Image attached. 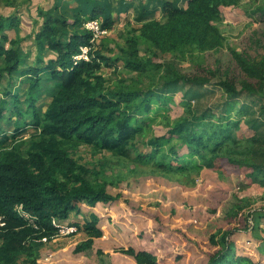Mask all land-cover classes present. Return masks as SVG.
Here are the masks:
<instances>
[{
    "label": "trees",
    "instance_id": "1",
    "mask_svg": "<svg viewBox=\"0 0 264 264\" xmlns=\"http://www.w3.org/2000/svg\"><path fill=\"white\" fill-rule=\"evenodd\" d=\"M75 1L72 5L69 0H56L52 8L39 9L43 21L35 33L36 48L53 55L47 60L36 57L37 67L22 66L20 40L5 33L18 27L20 18L0 16V85L4 77L12 79L20 71L19 75L30 77L31 93L25 103L8 89L5 94L11 100L0 99V217L4 223L0 264H18L22 256L38 263L44 239L58 235L54 220L88 233L90 238L77 244L76 253L91 249L93 239L104 235L101 216L83 212L82 207L109 204L122 194L107 191L108 184L116 182L101 170L77 162L72 150L81 144L107 151L118 160L129 159L132 151L145 146L149 150L139 154L137 161L160 171L199 173L204 168L223 171L234 166L251 170L244 175L247 181L258 174L264 179V136L254 126L251 135L243 128L254 121L264 124V52L250 56L231 48L233 65H222L218 58L213 63L207 60L224 45L218 25L223 8L241 0H186L187 6L180 4L183 0H142L138 20L157 11L165 14V20L153 18L131 29L121 58L126 70L139 78L112 86L101 73L102 63H109V58L93 50L94 36L85 23L99 19L102 28L109 29L115 23L113 10L120 12L124 5L117 9L112 0ZM252 13L257 21H264V0ZM82 46H90V60L76 62L74 56ZM161 54L172 58L157 61ZM183 62L191 63L193 70H183ZM144 75L150 84L141 87ZM44 83L56 91L47 104L32 94ZM209 84L223 90L217 110L192 108L193 99ZM182 86L188 87L186 112L174 119L170 114L173 91ZM241 96L249 101L240 102ZM21 123L39 129V138L26 156L16 148L7 149L8 143L17 141ZM156 126L167 131L157 134ZM20 211L30 214L34 223ZM231 232L212 237L219 250L208 264H264L237 254L229 240ZM121 251L137 264H161L146 249L131 246Z\"/></svg>",
    "mask_w": 264,
    "mask_h": 264
},
{
    "label": "rangeland",
    "instance_id": "2",
    "mask_svg": "<svg viewBox=\"0 0 264 264\" xmlns=\"http://www.w3.org/2000/svg\"><path fill=\"white\" fill-rule=\"evenodd\" d=\"M55 1L0 0V16L15 14L20 18V25L5 33L9 39L20 40L23 67H37L36 57L47 60L53 55L49 50L37 51L35 33L43 21L39 9H50ZM112 1L117 9L124 7L120 12L113 10L115 23L109 29H103L101 21L97 19L104 32L93 46L94 51H101L109 58V63H102L101 73L110 86L138 81V74L128 72L121 58L126 36L131 29L153 18L165 20V14L161 11L138 20L142 0ZM262 2L241 0L236 5L223 8V18L218 25L225 37L224 45L219 53L207 56L208 61L213 63L218 58L222 65L235 64L231 48L250 56L264 52V21H257L252 13ZM69 3L75 5L76 1L69 0ZM180 4L187 6V1L183 0ZM6 44L12 46L11 42ZM171 58L169 54H161L156 60ZM181 67L188 72L193 70V65L188 62H183ZM19 72L12 79L4 77L0 85V99L9 98L5 94L8 89L14 96H19L22 103H25V98L28 100L31 94L30 77L21 76ZM140 81L141 87L150 84V78L146 75ZM187 91L186 86L173 91L175 101L170 104L172 118L185 115L183 103ZM55 92L50 83H44L32 94L41 104H47ZM223 98V90L209 84L200 90L199 97L193 99L191 106L202 111L207 108L217 110L215 106ZM248 101L247 97L241 96L240 102ZM252 106L257 110L259 104ZM20 126L22 131L18 133L17 141H10L7 149L16 148L26 156L32 143L39 138V129L31 125L23 126V123ZM252 126L264 136V124L255 121L243 125L247 135L254 133ZM155 131L164 134L167 129L156 126ZM148 150L140 146L131 152L129 159L123 160H118L107 151H95L87 144L78 145L72 150L78 163L96 171L101 170L108 180L115 181L116 184H108L107 191L114 195L120 193L122 197L95 208L83 205V212L95 211L101 216L99 226L104 231L102 237L93 239L91 249L75 252L77 244L90 236L74 224L66 223L64 225L73 226V231L59 232L52 240L44 239L36 264H137L133 257L121 251L131 246L152 251L161 264H208L219 250L212 237L220 236L225 230H232L229 240L235 243L237 254L264 263V179L260 174L247 181L249 178L245 179L244 175L251 170L234 166L223 171L204 168L199 173L194 170L183 174L160 171L151 164L137 161L139 154ZM76 216L72 213V217ZM18 264L33 263L22 256Z\"/></svg>",
    "mask_w": 264,
    "mask_h": 264
},
{
    "label": "built area",
    "instance_id": "3",
    "mask_svg": "<svg viewBox=\"0 0 264 264\" xmlns=\"http://www.w3.org/2000/svg\"><path fill=\"white\" fill-rule=\"evenodd\" d=\"M85 26L87 29H89L90 31L93 32L94 37L92 39V42H95L96 39L99 37V35L104 32V30L100 26L99 20H97V19L90 20V21L86 22ZM89 51H90V46H82L81 52L74 56V60L76 62L80 61V60H90ZM19 209L21 210V207ZM20 213L23 217H25L26 219H29L32 223H34V218L30 214H28L27 212H24V211H20ZM54 223L59 230L58 233L66 231V230L70 232L73 229V226H66V225H64L65 223H58V221H56V220H54ZM3 224L4 223L2 222V218L0 217V226Z\"/></svg>",
    "mask_w": 264,
    "mask_h": 264
},
{
    "label": "bare ground",
    "instance_id": "4",
    "mask_svg": "<svg viewBox=\"0 0 264 264\" xmlns=\"http://www.w3.org/2000/svg\"><path fill=\"white\" fill-rule=\"evenodd\" d=\"M93 33V32H92ZM69 152V151H68ZM61 172V171H60ZM67 175V174H66Z\"/></svg>",
    "mask_w": 264,
    "mask_h": 264
}]
</instances>
